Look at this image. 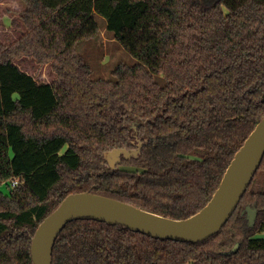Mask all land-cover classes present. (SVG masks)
<instances>
[{"label":"trees","instance_id":"16d2710c","mask_svg":"<svg viewBox=\"0 0 264 264\" xmlns=\"http://www.w3.org/2000/svg\"><path fill=\"white\" fill-rule=\"evenodd\" d=\"M25 28L0 43V264H34L31 239L71 193L173 219L210 200L264 118V0H23ZM106 30L136 59L93 78L75 45ZM50 63L40 81L14 58ZM115 169V148L135 149ZM16 179L12 186L10 180ZM256 209L252 226L246 207ZM264 155L235 210L198 242L94 219L65 224L52 264H264ZM235 243L238 247L229 252Z\"/></svg>","mask_w":264,"mask_h":264},{"label":"water","instance_id":"95a60500","mask_svg":"<svg viewBox=\"0 0 264 264\" xmlns=\"http://www.w3.org/2000/svg\"><path fill=\"white\" fill-rule=\"evenodd\" d=\"M142 143L132 150L115 148L104 154V161L115 169L121 158L137 157ZM264 155V118L249 133L227 166L219 186L198 212L183 219L162 216L132 204L90 192L67 195L38 225L31 239L34 264H52L51 252L56 237L69 221L94 219L118 224L152 237L198 242L218 231L235 210ZM248 225L256 209L246 207ZM235 243L229 252L237 249Z\"/></svg>","mask_w":264,"mask_h":264},{"label":"rangeland","instance_id":"374dc122","mask_svg":"<svg viewBox=\"0 0 264 264\" xmlns=\"http://www.w3.org/2000/svg\"><path fill=\"white\" fill-rule=\"evenodd\" d=\"M24 7L23 0H0L1 44H8L24 33L25 28L20 17ZM94 18L99 26L97 35L95 38L78 42L75 49L90 65L93 78L110 79L111 71L118 63L134 64L136 59L124 50L113 38L111 32L106 30L104 17L94 14ZM14 62L40 81L50 82L54 78L50 63L40 65L30 55L16 57ZM0 191L8 193V187L4 182L0 183ZM254 237H264V232Z\"/></svg>","mask_w":264,"mask_h":264},{"label":"built area","instance_id":"2783aa9c","mask_svg":"<svg viewBox=\"0 0 264 264\" xmlns=\"http://www.w3.org/2000/svg\"><path fill=\"white\" fill-rule=\"evenodd\" d=\"M9 182H10V184H11L12 186H14V185L17 183V180H16V179H13V180H10Z\"/></svg>","mask_w":264,"mask_h":264}]
</instances>
